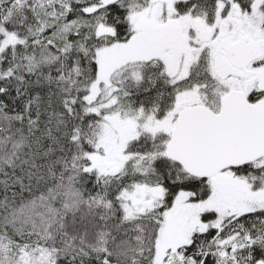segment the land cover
Instances as JSON below:
<instances>
[{"label": "snow or ice", "instance_id": "snow-or-ice-1", "mask_svg": "<svg viewBox=\"0 0 264 264\" xmlns=\"http://www.w3.org/2000/svg\"><path fill=\"white\" fill-rule=\"evenodd\" d=\"M0 264H264V0H0Z\"/></svg>", "mask_w": 264, "mask_h": 264}]
</instances>
